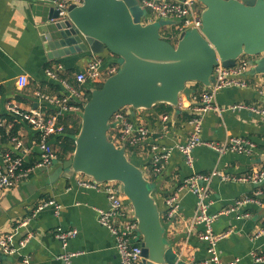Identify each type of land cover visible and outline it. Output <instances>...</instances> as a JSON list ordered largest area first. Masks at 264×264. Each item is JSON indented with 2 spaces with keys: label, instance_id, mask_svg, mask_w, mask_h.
Listing matches in <instances>:
<instances>
[{
  "label": "crops",
  "instance_id": "0c3cea01",
  "mask_svg": "<svg viewBox=\"0 0 264 264\" xmlns=\"http://www.w3.org/2000/svg\"><path fill=\"white\" fill-rule=\"evenodd\" d=\"M52 9L49 2L0 0V118L5 120L6 134L8 129L17 126L13 135L22 143L18 149L12 139L0 136V153L20 157L22 164L32 162L34 165L39 160V137L19 115L9 113L8 105L15 106L19 113L37 110L45 117L52 116L56 107L40 100L38 93L61 95L64 91L61 81L64 80L78 87L75 75L83 71L95 56L103 59L105 67L116 59L106 51L99 54L86 51L72 52L51 60L44 44L43 26L53 14ZM166 29L163 28L162 32ZM57 68L61 70L57 72L58 78H49L46 70L56 71ZM59 74H64L66 79L60 78ZM21 76L28 80L25 87L19 85ZM250 79L249 86L245 88H226L218 92L216 104L223 108L238 103L264 108V75L251 76ZM196 87L199 90L204 88L201 85ZM79 88L85 92L91 85ZM182 97L183 108L178 107L180 113H176L174 108L168 113L171 120L166 130L159 120L163 113L154 109L136 112L129 108L127 118L135 125H145L151 133L148 143L159 148H171L165 172L159 177H149L161 211L166 240L186 264H214L209 260L207 242L201 240L205 225L194 221L199 199L185 189L177 192L176 187L193 173L209 176L216 169L229 176L240 177L264 166V161L260 160L264 155V120L248 110L208 113L203 119V140L223 142L231 137H242L254 142L256 150L251 155H219L199 146L192 152L191 168L177 150L178 145L185 143L190 131L189 100L184 95ZM12 115L15 116L14 122L7 118ZM58 122L64 127V132L50 140L57 152L59 140L68 135L66 130L79 127L80 113H63ZM61 162L57 157L49 169L35 170L13 187L0 191V238H7L10 245L8 250L0 246V264H120L114 238L98 222L97 212L108 208L106 195L80 185L81 181L89 179L83 175L53 180L52 174ZM209 177V182H201L206 188L203 201L208 205V214H216L247 197L261 198L254 194L255 189L250 184ZM174 193L178 198V213L174 219H169L164 201ZM47 201H54L59 210L56 212L53 205L38 210ZM68 231H76L75 237L65 241L57 238L60 232ZM212 231L214 234L230 231L216 246L221 261L264 264L254 259V255H264V203L244 204L235 213L220 215L213 221ZM66 254L76 255L66 261Z\"/></svg>",
  "mask_w": 264,
  "mask_h": 264
},
{
  "label": "water",
  "instance_id": "95a60500",
  "mask_svg": "<svg viewBox=\"0 0 264 264\" xmlns=\"http://www.w3.org/2000/svg\"><path fill=\"white\" fill-rule=\"evenodd\" d=\"M201 26L179 34L175 43L162 33L166 22H144L138 0H82L71 5L67 18L53 14L43 26L48 57L72 52L104 51L116 57L117 71L100 87L89 89L82 105L74 150L52 179L83 175L94 183H117L133 210L140 238L142 264H186L166 240L161 211L141 161L128 157L125 146L108 138L118 111H151L165 104L178 108L179 98L194 93L192 84L209 88L221 63L233 67L242 57H258L247 72L264 75V0H196ZM264 161V155L260 157Z\"/></svg>",
  "mask_w": 264,
  "mask_h": 264
},
{
  "label": "built area",
  "instance_id": "2783aa9c",
  "mask_svg": "<svg viewBox=\"0 0 264 264\" xmlns=\"http://www.w3.org/2000/svg\"><path fill=\"white\" fill-rule=\"evenodd\" d=\"M37 2H49L58 12V19L65 20L67 18V9L71 5H81L82 0H36ZM139 5L145 11L144 22L162 21L166 22L164 28H171L177 32L176 39L171 42L175 43L179 34L191 28L199 30L201 26L200 13L202 6L196 0H138ZM258 57H242L236 61L235 65L230 68H225L219 63L213 70L214 81L209 88H203L187 98L189 107L187 114L189 116L188 124L190 131L184 144L178 145L177 150L184 158L185 163L192 168L193 158L192 152L196 147H206L219 155L226 153H238L251 155L256 150V145L249 139L242 137H231L223 142L205 141L202 139V125L204 117L211 112L222 113L224 111H239L248 110L264 120V108L255 107L253 105L235 104L226 108L216 104L215 98L218 92L226 88H245L249 86L252 79L247 72L254 66V61ZM119 66L116 58L107 67L103 66V59L93 57L83 71L75 75V80L78 87L85 84L91 87H100L102 83L111 75H113ZM61 71L57 68L56 71L51 69L46 70V74L51 79L58 78L57 72ZM257 76V75H255ZM28 80L25 76L19 79L20 87H25ZM61 95H45L38 93L37 96L43 102L53 104L56 107V112L49 117H45L41 112L32 110L28 113H19L15 106L8 105V111L12 114L19 115L24 121L30 124L37 132L39 137V160L36 164L24 168L20 157H14L10 153H0V191H4L13 187L20 179L28 177L35 170L49 169L57 160V151L52 146L50 140L52 137L60 136L64 132V127L58 124V117L66 112H79L81 115L82 105L88 100L84 95L82 88L73 87L68 81H61ZM183 96V95H182ZM179 98L178 107L183 108V100ZM126 107L111 118L110 141L117 147L124 145L128 157H136L141 161V167L144 175L149 179L150 176L159 177L165 172L166 164L169 161L171 148H159L152 143H148L151 138L150 131L144 124L137 125L131 123L127 118ZM143 112L142 110H134ZM166 130L167 123L171 118L168 114H163L159 117ZM0 127H5V120L0 118ZM9 130V129H8ZM15 143L16 148H21L22 143L16 137L11 138ZM217 176L222 181H235L244 184H250L254 187L255 195H259L260 199L247 197L239 200L236 205L224 208L216 214L207 213V204L204 203L206 197V188L201 184L209 182L210 177ZM209 176L202 174H191L184 179L180 185L176 187L177 192L181 189L188 190L194 193L199 201L197 202V211L194 221L203 223L205 229L201 235V240L207 242V252L210 256V261L214 264H233L223 262L218 257L216 246L218 242L225 239L229 232L214 234L212 231V223L217 220L220 215L235 213L240 206L249 203L262 205L264 203V166H261L250 173L240 175V177L229 176L219 170L213 169ZM85 188L100 191L106 195L108 200V208L97 212L98 222L105 227L110 235L115 240V249L120 261V264H137L141 260V245L140 238L137 235V223L134 219L133 210L127 199L118 193L117 183L104 182L94 183L91 179L81 181L79 183ZM257 189V190H256ZM48 205L55 206L56 212L59 210L54 201H47L38 207V210ZM166 214L169 219H174L178 211L177 195L170 194L164 201ZM246 216V215H245ZM25 225V223H22ZM76 231L60 232L57 238L65 241L73 238ZM7 238H0V246L4 250H8L10 245ZM76 254H66L65 260L72 258ZM256 262L264 263V255H254ZM237 261V260H235Z\"/></svg>",
  "mask_w": 264,
  "mask_h": 264
},
{
  "label": "trees",
  "instance_id": "16d2710c",
  "mask_svg": "<svg viewBox=\"0 0 264 264\" xmlns=\"http://www.w3.org/2000/svg\"><path fill=\"white\" fill-rule=\"evenodd\" d=\"M164 27H162L163 29ZM165 36V38L167 39V41L169 42H173L176 37H177V32L173 29V27H171L170 29H166L164 32H162ZM60 78L66 79V76L64 74H59ZM196 86H200V84H195V87H193V90L195 92L199 91V88L196 89ZM202 88V87H201ZM201 90V89H200ZM86 96L89 98V91L86 90ZM154 110H156L158 113H163V114H168L170 112H172V107L165 105V104H161L158 105L156 107H154ZM9 121H15V116L12 115L7 117ZM4 128L5 127H0V136L2 139H6V138H13L15 137L13 134L16 132L17 126L8 130V133H4ZM66 132H68V135L61 138L58 142V147L59 150L57 152V157L59 160L64 161L65 158L69 155L73 153L74 150V136L77 134L78 132V127H74L73 129H68L66 130ZM110 132L108 133V138H110ZM32 162L29 164H23L24 168L30 167L32 166Z\"/></svg>",
  "mask_w": 264,
  "mask_h": 264
},
{
  "label": "rangeland",
  "instance_id": "374dc122",
  "mask_svg": "<svg viewBox=\"0 0 264 264\" xmlns=\"http://www.w3.org/2000/svg\"><path fill=\"white\" fill-rule=\"evenodd\" d=\"M143 21H144V19H143ZM152 186H153V184H152Z\"/></svg>",
  "mask_w": 264,
  "mask_h": 264
}]
</instances>
